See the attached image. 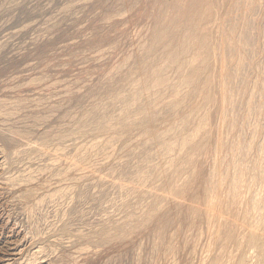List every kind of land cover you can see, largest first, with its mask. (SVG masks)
<instances>
[{"label":"rangeland","instance_id":"rangeland-1","mask_svg":"<svg viewBox=\"0 0 264 264\" xmlns=\"http://www.w3.org/2000/svg\"><path fill=\"white\" fill-rule=\"evenodd\" d=\"M263 140L264 0H0V264H264Z\"/></svg>","mask_w":264,"mask_h":264},{"label":"bare ground","instance_id":"bare-ground-1","mask_svg":"<svg viewBox=\"0 0 264 264\" xmlns=\"http://www.w3.org/2000/svg\"><path fill=\"white\" fill-rule=\"evenodd\" d=\"M224 48H225V46H224ZM223 66H224V63H223ZM251 104V103H250ZM250 108V107H249ZM253 109V108H252ZM251 111V110H250ZM252 112H254L253 110H252ZM259 113V112H258ZM260 116H261V114H260ZM221 124H223V122H224V118H222L221 119ZM255 132V131H254ZM263 142H264V140H263ZM263 145H264V143H263ZM263 151H264V149H263ZM237 156V155H236ZM238 157V156H237ZM239 158V157H238ZM263 158H264V155H263ZM236 159V158H235ZM236 161V160H235ZM237 162V161H236ZM233 163H235V162H233ZM261 163V162H260ZM260 167V166H259ZM263 167H264V163H263ZM262 174H264V169L262 168V171H260ZM264 187V186H263ZM262 199H264V198H262ZM261 200V199H260ZM259 203V202H258ZM261 203V202H260ZM256 205V204H255ZM258 205V204H257ZM263 205V204H262ZM264 206V205H263ZM262 206V207H263ZM215 207H216V203L215 202H213L212 203V206H211V210H210V213H209V216H210V228L215 224V221L213 220V218L214 217H212L213 216V214H214V210H215ZM261 207V206H260ZM256 209V208H255ZM263 209H264V207H263ZM257 211V213L258 214H260L261 212H263V210H261V212H258V210H256ZM262 214V213H261ZM210 237H211V235H209ZM114 238V237H113ZM112 240V239H111Z\"/></svg>","mask_w":264,"mask_h":264}]
</instances>
